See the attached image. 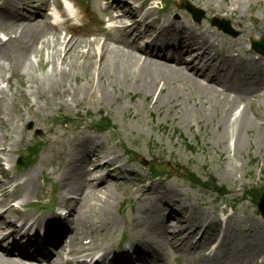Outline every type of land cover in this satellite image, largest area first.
I'll use <instances>...</instances> for the list:
<instances>
[{
    "label": "bare ground",
    "instance_id": "1",
    "mask_svg": "<svg viewBox=\"0 0 264 264\" xmlns=\"http://www.w3.org/2000/svg\"><path fill=\"white\" fill-rule=\"evenodd\" d=\"M13 2V3H11ZM97 5V1L93 2ZM45 5V4H44ZM117 5V2L111 1V6L106 7L105 12H109ZM15 7L14 0H3L0 4V12L3 16L0 17V26L6 27L13 37H10L7 45H0V70L4 63L10 67L22 66L24 71L29 76H33L36 67L40 64V52H35L38 60L36 63L29 61V55L34 51V46L36 43L44 41L43 39L48 34L49 30V17L43 15L41 20L35 25H31L30 19H23L19 23L17 21L18 15L12 13ZM30 5L26 6L24 10H27ZM46 7V5H45ZM23 10V11H24ZM136 13L135 10L128 12L127 14L117 15L111 17L112 20H119L121 17L133 15ZM66 16L65 13L62 14ZM146 19V18H145ZM143 19V21L145 20ZM157 22H150L149 26L151 29H155ZM173 24L175 27L176 23ZM127 26H118L112 28L110 31L106 32L104 35V41L102 44H98L97 48L100 51L98 57L94 55V43H89L81 40L77 37L63 38L60 43L59 38L56 33H51L53 36V47L60 46L59 56L57 61L53 60L51 56V70L43 76L44 82L43 86L53 89L56 91L60 89L59 94H68L69 88L64 89L66 82L69 79L75 78L78 73H81L83 77L86 78L85 85L80 88H74L76 92L90 93L93 87H97V91L100 92L102 98L106 99L109 96L110 90H114L115 87L120 88L127 86H133L135 90H141L146 95L154 93L159 90V96L155 100L154 105L163 99L172 97L176 98L179 95L180 90L177 88H170V86L178 81H183L182 85L189 87L193 90V96L200 101V105L203 106L204 103L210 105L212 112L214 113L210 121L204 123V118L206 113L201 112L200 108L193 106V109L198 113L199 121L197 124L202 123L204 129L207 128L208 123L216 120L215 127L219 130L218 136L215 139L216 143H220L224 138L228 137V131L226 127L236 125V129L244 130V132L251 131L255 128L256 123L249 117L246 109L242 110L239 116L231 123L228 119V110L231 109L238 102L245 101L244 94L240 91V88H230L224 83V78L235 79L243 78L247 81L248 76H242L237 72L236 68L233 66H227L225 62H219L221 67L215 68L214 63L218 62L219 52L215 50L214 45L209 41L213 37V34L204 27H192L188 24L181 26L176 31V34L163 29L157 30L156 38L159 41H163L165 46L159 50V46L154 47L158 52L168 51L170 57L166 59L165 57L152 56L151 53L146 54L141 53L137 50L134 44L145 37V35L138 34L132 40L129 39L130 30ZM136 28V27H134ZM47 32V33H46ZM175 39L173 44L167 43ZM215 41H218L214 38ZM229 45L227 39L224 41H218ZM51 41L44 45L47 48L50 47ZM88 47L86 53H80L78 51L81 47ZM234 46H229V49H233ZM146 54V56H144ZM137 55H141L144 59L141 61ZM163 55V53H162ZM175 57V59H173ZM185 57H190L189 61L186 63L184 61ZM248 56L245 55V59ZM94 59H96L94 61ZM40 68V67H38ZM203 69V72L200 70ZM91 73L93 75H91ZM210 75L206 84L199 82V77ZM105 78V82L103 79ZM95 79V80H94ZM204 79V78H203ZM264 82L263 78H260ZM131 83V85H130ZM253 84L251 82L242 83L244 87V93L249 94L253 91ZM220 87L221 92L218 91ZM184 88V89H185ZM264 92V87L261 89ZM111 93V92H110ZM233 94L230 97L229 94ZM254 93L253 96H256ZM191 100V94L187 97ZM205 99L206 102H201ZM158 100V101H157ZM220 107V115L217 118L216 108ZM186 122L187 121H183ZM230 125V126H229ZM68 132H62L55 134L56 137L51 140L52 146L48 150V155L51 156L44 163L45 167L52 168V174L58 176V168H54L53 158L59 156L60 154L68 155L71 160L75 159L81 165L80 168H75L74 166H69L67 169L65 165L61 164L63 189H59L60 199L64 206L68 207L70 213L72 214L71 225L74 235L83 234V228L87 229L88 220L90 215H98V218L103 219V217L109 214V210L113 207L114 202L117 201L116 191H107L108 178L113 181V187H121L124 185L123 195L126 200H130L131 196H135V200L138 204V215L131 219V222L135 224L133 229L138 231L136 224H146V219L142 217L146 212L152 214L160 213V207L156 203H152L151 198L155 193H159L161 198L158 199L163 210L167 212L166 216L159 221V226L161 228L160 234H146V233H128L127 236L136 238V242L131 243L132 252L137 259L141 261L142 264H159L164 257V253L167 251H172L174 253L184 252L186 255L195 254L207 264L209 258H212L217 264H224V255H228L226 250V240L227 233L226 229L230 228V224L226 222L222 240L217 248L213 251H209L210 243L216 241L218 237V224L219 220L217 217L218 209L213 207L210 210H206L205 203L196 199L198 204V211L194 214L190 213L187 216H182V213L186 214V208L183 206L185 201L190 203L189 198L184 199V195L181 193V186L174 184L173 186H168L167 184L160 182L158 187L155 186L153 182L147 183L146 187L142 188L140 183L143 182V177H137L132 182H125V174L128 173L123 166H115L114 161L120 158L119 155L114 154L113 149L101 148L97 143L84 139L73 144L71 150L58 149L56 146L61 142V140L67 137ZM259 138V144L264 145V134ZM4 139V138H3ZM109 142H113L110 140ZM242 145H246L245 141L242 139L236 140V146H238L239 152H241ZM117 146V145H116ZM82 149L81 154L77 155L78 149ZM8 152H13V148H9L2 145L0 150V155L6 157ZM113 155V158H109ZM7 159V157H6ZM10 160V159H8ZM1 161V158H0ZM102 162V163H101ZM131 160H128V163ZM72 167L74 174L80 173L81 175L75 176L74 179L66 178L69 175V168ZM68 171V173L66 172ZM104 175L101 174L105 171ZM130 173H136L135 169H131ZM139 175L140 173L137 172ZM0 194L3 200L0 201V227L9 226L11 229L10 235L16 234L17 229L13 225V222L8 219L9 212L15 214H20L21 210H12L8 203V197L3 189V183L0 182ZM65 194L74 195V198H67ZM35 195V189L32 186H28L25 193L21 196L22 205L25 207L29 204L31 197ZM157 202V200H156ZM179 206V207H178ZM176 207V208H175ZM191 212H193V206L190 204ZM201 213V216L198 214ZM157 218L159 215H156ZM19 219L26 220L24 215H20ZM31 225L26 229L25 234L33 228L39 226L38 219H32ZM140 222V223H139ZM250 225L253 224L251 220L247 221ZM153 228H157V225H153ZM66 229V225H63ZM62 228L61 230H64ZM142 229V227H139ZM242 232L251 233L250 227L239 226ZM2 230V229H0ZM155 231V230H154ZM156 232V231H155ZM200 232V235L196 240H194V235ZM264 232L260 229L259 233ZM149 233V232H148ZM8 235L0 236V243L6 241ZM85 239V238H84ZM47 236H45L34 248V254H29L28 252H19L18 259H13V254L11 250L7 248H2L0 244V264H25L24 261L35 260L34 255H40L41 258L47 260L50 255L45 251V246H49ZM243 242L242 250L240 253L244 259L247 258H261V263L264 262V243L258 237L257 233H253L248 239L242 238ZM16 244L13 241V246ZM62 248L61 245L56 246V252ZM76 252V251H74ZM58 255V254H57ZM236 256V255H234ZM237 257V256H236ZM234 260V259H233ZM256 260V259H255ZM254 260V261H255ZM56 264H77L73 260H58ZM82 264V263H81ZM126 264H133L131 258H127Z\"/></svg>",
    "mask_w": 264,
    "mask_h": 264
},
{
    "label": "rangeland",
    "instance_id": "2",
    "mask_svg": "<svg viewBox=\"0 0 264 264\" xmlns=\"http://www.w3.org/2000/svg\"><path fill=\"white\" fill-rule=\"evenodd\" d=\"M190 3L197 9H200L204 12V18L202 20L203 25H205V18L206 16L209 17L210 13H215L217 11L216 7H221L223 12L225 10V7L227 5H230L231 3L239 0H188ZM243 2H247L244 0H240ZM251 7L247 10L243 9L240 11L239 14L245 16V18L242 20V22H246V20H252L253 17H259V25L257 26V34L262 35L264 37V0H249ZM178 2V1H177ZM203 4L208 5V8H204ZM246 5V4H245ZM171 11L174 13L175 11H180V20H184L186 17V13L183 10H179L175 7L171 9ZM206 11H209L208 13ZM220 12V13H221ZM186 14V15H185ZM175 18L178 19V16L174 15ZM92 22H97L98 20V13L95 12L92 14L91 19ZM201 22V23H202ZM241 22V23H242ZM240 25L235 29L238 31V28ZM6 32L8 29L3 28ZM94 29H98L97 27ZM47 33V32H46ZM51 31L48 30V34L45 37V40H50ZM78 35H82V32H75ZM7 34H10L7 32ZM64 31H61L60 37H63ZM71 36V35H69ZM82 37V36H81ZM85 40L86 42H94V48H97V44L103 41V38L97 36V37H83L81 38ZM92 42V43H93ZM39 49L40 43L36 45ZM44 47H42L43 49ZM40 49V50H42ZM56 49V48H55ZM54 51V49L48 50L47 48L43 49L42 51V61L44 65L47 63V59L50 58L49 52ZM82 51H85V49H82ZM100 53V51H99ZM32 61H35V59L32 57ZM15 75L12 80V92L17 88L18 89V78L21 79V85L24 86V83H27V79L25 75L22 72V67L17 66L15 67ZM246 69H250L247 67ZM50 70V65L46 64L44 69L42 71L37 70L36 74L39 76L41 80L44 81L43 76L48 73ZM256 68L250 69V72H254ZM36 79H34L35 81ZM68 82H70L72 85L77 84L78 86L85 84L86 78L82 76L81 73H78L75 78L69 79ZM103 82H105V78L103 79ZM183 82V81H182ZM182 82L175 83L172 87L177 88L180 90V96L178 100L174 102V98L168 99L163 98L161 100H157L158 102L156 105L151 104L152 98L154 101L159 96V91H155L152 95H150L147 98H144V94H141L140 91H136L133 89V86L131 87L122 86L120 87L121 93H118L115 91L114 93L112 90L109 92V96L104 100V102L97 103L95 97L91 96L87 99L86 109L89 110L91 113H97L99 110L103 111L106 114H109L110 120H113L112 123L116 126L115 128L118 131L119 134V140H124L125 145L128 149L132 151L138 150L142 155L147 157V153L153 158H155L152 163H156L158 167H161V169H166L167 166L172 167L174 165V161L179 163L182 168L183 172L186 169H190L191 172L195 173L198 177L201 176L202 169L204 167L212 168L214 175L213 178L217 180L218 185L225 184L226 188L229 189L232 187V180L230 178V175H225L223 177V171L219 165V158L218 153L219 151H222L223 148H225V141L223 140V143H219L218 145L213 141L214 138H216L217 134L211 132V129L206 128L203 130V128L196 127V123L191 124L189 121H196L195 114L187 113L188 109L190 107L185 108L187 106V103L185 101L186 95H188L189 90L192 91L191 88H185V86L182 85ZM31 83V82H30ZM36 85V84H34ZM183 87V88H182ZM185 88V89H184ZM117 90L118 88L115 87ZM21 91H23L24 96L20 97L21 102L17 103L15 105L16 114L12 111V109L8 112L5 111L4 113L0 115V121L3 122V125L0 123V135L5 133L7 129L10 133H12V137L14 140H18L20 136V130L26 129L25 133L23 134L24 142L20 146V151H23L29 144L27 143V140L31 137L32 134H36V138L40 139V136L45 135L49 137H55V135L49 133L48 131L51 129H54V131H60L58 127H52L51 126V120H47L46 122L43 121L44 116L53 117L57 114H60L62 116L65 115H74L76 113V109L69 110L68 107L66 108H60L59 112L57 113L53 110H50V107L55 106L57 103H64L66 106V98L64 96L55 95L50 92L49 89L46 88V91L44 89L39 88L38 90V96L34 94V90L27 91L26 84L25 88H22ZM59 92V88L57 90ZM10 95V93H9ZM145 99V101H144ZM89 101L90 104H89ZM174 102V103H173ZM197 103V101L195 100ZM179 104L178 107H175L174 104ZM33 104V105H32ZM54 104V105H52ZM192 102H190V105ZM31 105V109L29 112H27V106ZM85 109V108H84ZM259 112L264 114V103H261L259 105ZM81 112V110L79 111ZM84 113V112H83ZM7 114L9 115V121ZM209 114L212 116V112L209 110ZM21 117L20 121L18 117ZM209 119V118H208ZM70 121V120H68ZM180 121H187V125L180 124ZM186 123V122H183ZM31 125V128L28 129V127ZM187 126V127H186ZM212 127V126H211ZM14 128H19V130H14ZM166 132H165V130ZM177 130L181 136L183 134L186 136L185 138L188 140L189 144L192 146H195V150L192 152L185 151L178 142L176 143L175 138H173L172 131ZM213 130V129H212ZM214 131V130H213ZM255 132L253 131L251 133H247L245 135L244 130L239 131V139H242L245 141L246 138H248L249 143L252 142L251 150L247 151L246 147L247 144L242 145L241 149V157L243 158L245 162V170L246 174L248 175L247 178L249 179V188L253 185H256L257 183L264 182V169H260L257 167V164L259 161H262L264 163V145L260 144L259 149L256 144L254 143L255 138ZM44 133V134H43ZM182 133V134H181ZM111 134V132L106 133V135ZM69 135V134H68ZM45 138V137H44ZM43 138V139H44ZM68 138V136H67ZM245 138V139H244ZM41 140V139H40ZM69 140V139H67ZM198 142V144L196 143ZM247 142V141H246ZM245 142V143H246ZM60 148L62 149H71V145L66 141V138L61 140V142L58 144ZM46 148V147H45ZM48 149V147L46 148ZM40 151L38 157L35 160V165L32 168L33 170H37L39 166H41L42 160L45 158L44 151ZM225 150V149H224ZM82 149H78L77 151V157L78 154H81ZM247 151V152H246ZM249 155L247 156V154ZM178 154L181 156V161L177 157ZM22 156H25L23 153ZM172 157V158H171ZM15 158V157H13ZM16 159V158H15ZM160 162H158L157 160ZM254 161H256L253 165H251ZM172 165H171V164ZM251 165V166H250ZM71 166H74L75 168H80L81 165L73 159V162ZM154 166V165H153ZM31 170V169H30ZM29 171V170H28ZM73 169L72 167L69 168V178L74 179L75 176L81 175L80 173L74 174L72 173ZM186 174V172H185ZM219 180H224L220 182ZM116 191L117 201L114 202L113 207L109 210V214L103 219H100L101 224V230L103 229L104 234H106L107 229L113 230L115 228H118L120 231V225H121V217L118 214V207L120 205L121 200V193H123L124 189L122 187H115ZM48 190V187L45 186V191ZM107 191H113V187L111 185V181L108 180L107 184ZM227 199H231V196H227ZM132 212V211H131ZM130 212L129 210L126 211L124 217H129ZM156 217V214L153 215L154 223L158 221ZM140 223V222H139ZM146 224H136L141 225L137 226L138 231H135L133 227L131 228V231L138 232V233H146L149 235L152 234H159V231L156 228H153L151 225V222H146ZM238 219L234 220L233 224H238ZM258 223L263 225V221L258 220ZM135 225V224H134ZM139 227H142L140 229ZM156 232H155V231ZM149 232V233H148ZM113 235V233L107 234L108 241L110 240V237ZM230 237L233 238L232 243H229V247L226 249L228 251V255H224V264H233L235 260L239 261V264H246L248 261L247 259H244L240 253V250H242L243 242L242 238H245L243 234L240 232L229 233ZM251 235H249L250 237ZM117 237L119 238V232L117 234ZM261 238V236L259 235ZM248 239V237H246ZM236 255V256H234ZM227 257V259H226ZM234 259V260H233ZM165 262L162 261L161 264H177L176 262L172 261L171 257H168V255H165ZM231 261V262H230ZM195 262V261H194ZM193 262V263H194ZM217 263V262H215ZM179 264H186L185 262H180ZM195 264H202V262L196 261Z\"/></svg>",
    "mask_w": 264,
    "mask_h": 264
}]
</instances>
